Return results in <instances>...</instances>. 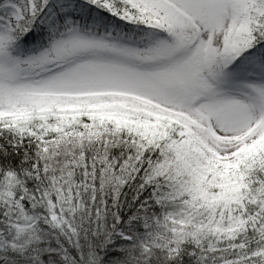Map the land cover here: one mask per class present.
Instances as JSON below:
<instances>
[{"label":"snow or ice","instance_id":"snow-or-ice-1","mask_svg":"<svg viewBox=\"0 0 264 264\" xmlns=\"http://www.w3.org/2000/svg\"><path fill=\"white\" fill-rule=\"evenodd\" d=\"M0 264H264V0H0Z\"/></svg>","mask_w":264,"mask_h":264}]
</instances>
